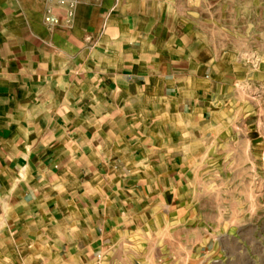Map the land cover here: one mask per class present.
Wrapping results in <instances>:
<instances>
[{
    "label": "crops",
    "instance_id": "crops-1",
    "mask_svg": "<svg viewBox=\"0 0 264 264\" xmlns=\"http://www.w3.org/2000/svg\"><path fill=\"white\" fill-rule=\"evenodd\" d=\"M58 1L0 0V264H102L188 225L190 264H264L257 116L228 110L224 63L135 1Z\"/></svg>",
    "mask_w": 264,
    "mask_h": 264
},
{
    "label": "rangeland",
    "instance_id": "rangeland-1",
    "mask_svg": "<svg viewBox=\"0 0 264 264\" xmlns=\"http://www.w3.org/2000/svg\"><path fill=\"white\" fill-rule=\"evenodd\" d=\"M131 1L149 12L160 34H174L184 49L198 47L224 63L220 74L230 79L224 87L230 98L228 110L245 112L252 128L257 121V133L251 138L260 151L248 147L247 157H260L264 179V0ZM261 184L260 178L254 180V186ZM190 226L181 235L169 229L131 234L121 245L103 250L102 264H190L192 255L206 250V238L199 240L204 246L197 250L198 240Z\"/></svg>",
    "mask_w": 264,
    "mask_h": 264
},
{
    "label": "built area",
    "instance_id": "built-area-1",
    "mask_svg": "<svg viewBox=\"0 0 264 264\" xmlns=\"http://www.w3.org/2000/svg\"><path fill=\"white\" fill-rule=\"evenodd\" d=\"M82 1L87 2L89 0H82ZM58 4H59V6H63L65 8H67V10H68L67 11V16L68 17H72V14H73L72 10H73L74 6L76 5V1L75 0H59ZM45 22L48 25H50V26H55V25L58 24V20L51 15V12L49 10L47 12V15H46V18H45Z\"/></svg>",
    "mask_w": 264,
    "mask_h": 264
}]
</instances>
